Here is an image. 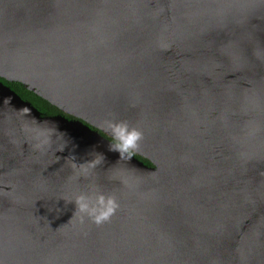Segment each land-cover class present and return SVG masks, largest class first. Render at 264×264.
Masks as SVG:
<instances>
[{"label":"water","instance_id":"1","mask_svg":"<svg viewBox=\"0 0 264 264\" xmlns=\"http://www.w3.org/2000/svg\"><path fill=\"white\" fill-rule=\"evenodd\" d=\"M91 185L100 225L67 202ZM0 264H264V0H0Z\"/></svg>","mask_w":264,"mask_h":264},{"label":"clouds","instance_id":"2","mask_svg":"<svg viewBox=\"0 0 264 264\" xmlns=\"http://www.w3.org/2000/svg\"><path fill=\"white\" fill-rule=\"evenodd\" d=\"M107 130L111 137L109 151L118 152L120 159L127 158L130 160L135 155V150L139 147V142L142 140V132L123 122H108ZM53 135L54 133L51 131H36L34 136L36 149L44 150L50 147ZM60 135L65 136L66 134L61 132ZM102 159H104V156L97 153L96 158L90 161L88 160L79 165L74 162L72 168L76 177L87 178L91 171L101 163ZM74 160L75 157H73ZM67 202H74L75 212L73 217L75 216L80 224H84L85 221H91L96 225L105 223L118 208L113 196H106L94 185L89 186L87 190H80L74 193Z\"/></svg>","mask_w":264,"mask_h":264},{"label":"trees","instance_id":"3","mask_svg":"<svg viewBox=\"0 0 264 264\" xmlns=\"http://www.w3.org/2000/svg\"><path fill=\"white\" fill-rule=\"evenodd\" d=\"M7 86H9L17 95H19L23 100L28 101L33 105L42 115H55L58 114V110L53 106L49 105L46 101L37 97L30 91H27L21 84L19 83H6L1 80ZM139 160H142L139 158ZM144 164H149L148 161L142 160Z\"/></svg>","mask_w":264,"mask_h":264}]
</instances>
